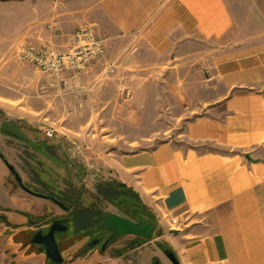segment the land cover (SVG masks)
I'll return each instance as SVG.
<instances>
[{"label":"crops","instance_id":"0c3cea01","mask_svg":"<svg viewBox=\"0 0 264 264\" xmlns=\"http://www.w3.org/2000/svg\"><path fill=\"white\" fill-rule=\"evenodd\" d=\"M48 2L45 12L28 2L13 39L64 51L87 23L105 39V53L85 72L59 76L2 58L0 127L4 114L38 130L65 118L68 131L122 127L128 144L156 140L99 157L102 176L154 214L153 240L165 242L178 264H264V0ZM119 82L131 88L129 98ZM168 104L181 107L168 114L184 120L183 130L155 139L147 130L163 128ZM79 115L90 117L75 124ZM4 137L0 130V147ZM9 179L0 157V204L17 209L29 195Z\"/></svg>","mask_w":264,"mask_h":264},{"label":"rangeland","instance_id":"374dc122","mask_svg":"<svg viewBox=\"0 0 264 264\" xmlns=\"http://www.w3.org/2000/svg\"><path fill=\"white\" fill-rule=\"evenodd\" d=\"M48 1L50 0H0V60L16 58V43L24 38L13 39L11 31L18 21L27 19L30 11L29 3L31 2V5L37 3L41 12H45ZM126 89L130 91L129 96L126 95ZM118 91L124 98H129L132 94L129 85L123 82L118 83ZM162 110L166 113L163 118V128L147 130L155 139H162V136L174 137L184 127V120L178 122L175 115L168 114V111L172 113L171 110L175 111V114L182 111L179 105L173 107L168 104ZM4 116L5 121L1 125L4 128L2 131L0 127V130L5 137L0 148L6 161L20 176L22 184L30 191L52 194L71 207L72 211L63 210L52 201L49 202L48 199L30 193H28L29 201L20 198L13 206L11 205L19 210L0 209V264H54L46 257L42 246L32 243L30 238L35 227L46 225L58 217L63 218L68 225L66 232L56 235L63 256L60 264H153L154 259L162 264H170L158 244L165 249L170 247L161 240H153L160 233L154 214L139 199L133 198L128 189L119 188L120 195L112 199L100 195L97 190L98 185L111 183L113 179L102 176L103 174L98 179L87 176L83 162L72 161L65 152L68 139L83 140L88 155L100 165L99 157L151 148L156 140L142 144H128V136L125 135L126 131L122 127L116 133H109L106 129L100 130L99 126L68 131L64 128L65 118L61 120L58 128L55 127L58 132L63 133V136L58 139H48L44 136L43 130L32 126L33 121L29 123L24 118L18 120L20 121L18 123L14 118L17 122H12L10 115L8 116L10 120H6L5 114ZM85 116L90 117V115H79L74 123L84 121ZM100 121V125H106V120L100 119ZM8 128L16 129L20 136L15 137ZM8 134L10 136H6ZM66 135L69 138H66ZM9 173L10 185L21 189L10 170ZM33 200L37 201L32 202ZM8 206L10 205H6ZM0 208L4 207L0 204ZM140 209L144 212L143 217H137ZM111 213L139 223L148 216L152 220L153 235L147 239H138L131 234L118 236L113 239L104 253L98 251L99 247L93 246L89 247L90 252H88L85 243L96 232L92 221L99 215L103 217ZM84 219L90 220L89 227L87 226L85 231H79V228L84 227ZM140 242L142 244H139Z\"/></svg>","mask_w":264,"mask_h":264},{"label":"built area","instance_id":"2783aa9c","mask_svg":"<svg viewBox=\"0 0 264 264\" xmlns=\"http://www.w3.org/2000/svg\"><path fill=\"white\" fill-rule=\"evenodd\" d=\"M55 26V25H54ZM105 39L97 34L91 24H80L71 37V46L68 50H58L48 43H36L28 39L20 40L15 46V57L34 70L59 76L63 72L72 75L85 72L91 62L97 60L105 53ZM114 70L113 64L107 66V72ZM130 91L126 89V95ZM44 136L48 139H58L63 133L58 132L53 126L43 128ZM65 149L67 156L72 161L83 162L86 175L98 179L102 175V167L86 152L87 146L83 140L68 139ZM176 223V219H171Z\"/></svg>","mask_w":264,"mask_h":264},{"label":"flooded vegetation","instance_id":"af4514ba","mask_svg":"<svg viewBox=\"0 0 264 264\" xmlns=\"http://www.w3.org/2000/svg\"><path fill=\"white\" fill-rule=\"evenodd\" d=\"M0 157L1 159L3 160L4 164L6 165V167L8 168V162L6 161V159L4 158V155L3 153H1L0 151ZM10 165V164H9ZM8 170H10L8 168ZM10 172L13 174V172L10 170ZM14 175V174H13ZM15 177V176H14ZM19 184V183H18ZM20 185V184H19ZM21 189H23L24 191H26L27 193H30V194H33L35 196H39V197H43L45 199H48L49 202H53L54 204H56L57 206H59L61 209L63 210H69V211H72L71 207L65 205L61 200L57 199L55 196H51L49 194H44V193H40V192H33V191H30L26 186H21ZM35 193H38V194H42L44 196H40V195H36ZM52 197L55 199H52ZM48 202V203H49ZM2 210H19V209H7V208H0ZM77 210V209H76ZM78 210H82L81 208H78ZM84 210V209H83ZM23 211V210H22ZM25 212V211H24ZM75 214H76V211H75ZM108 217V214L107 215H104L103 217L102 216H98L96 217V219L94 221H92V224L95 228V231L93 233V236H91L87 242L85 243V248L88 249V252H90V246H93V247H99V252L101 253H104L107 249V247L112 243L113 239L115 237H118V236H122V235H119L116 233V230L114 228H110V227H107V222H106V218ZM84 223V227L83 228H79V231H85L89 226L88 224L90 223V220L87 219V220H84L83 221ZM136 224L138 225H142L143 223H139V222H135ZM74 225V224H73ZM72 225V226H73ZM76 225V224H75ZM74 225V226H75ZM45 226V227H43ZM41 225L40 227H35L36 229H34L32 235H31V242L34 243V244H37V245H40L42 246L43 250H44V254L46 255V252H45V246L43 244V242H37V240L35 241V239H40L45 236L46 234H48L51 230H53V233H54V238H55V241H56V244H57V238H56V235L57 233H63V232H66L68 230V225L67 223L64 222V219L63 218H54L52 219L51 221H49L48 223H46V225ZM88 226V227H87ZM87 227V228H86ZM103 227V228H102ZM124 235H127V234H124ZM135 238H138V239H145L143 237H140V236H137V235H134ZM147 239V238H146ZM154 239V238H153ZM157 241V240H155ZM144 243V242H143ZM139 244H142V242H140ZM57 247H58V250L59 252L61 253L60 251V248L57 244ZM84 248V249H85ZM163 251V250H162ZM164 254H165V251H164ZM166 255V254H165ZM62 256V254H61ZM46 257L52 262L54 263L47 255ZM167 257V256H166ZM168 258V257H167ZM62 259H63V256H62ZM169 260V258H168ZM158 261L157 259H154V262L153 264ZM170 261V260H169ZM62 262V260H61ZM61 262L59 263H54V264H60ZM159 262V261H158ZM171 263V261H170ZM159 264H162L159 262Z\"/></svg>","mask_w":264,"mask_h":264},{"label":"water","instance_id":"95a60500","mask_svg":"<svg viewBox=\"0 0 264 264\" xmlns=\"http://www.w3.org/2000/svg\"><path fill=\"white\" fill-rule=\"evenodd\" d=\"M8 168L13 172L16 181L23 186L20 176L16 173L14 168L8 164ZM36 195L44 196L42 194L35 193ZM45 197V196H44ZM52 199H54L52 197ZM55 200V199H54ZM107 227L114 228L116 230V233L119 235L124 234H131V235H137L143 238H150L153 233L150 231V223L145 222L142 225L136 224L133 220L123 217L121 215L111 213L106 218ZM37 242H43L45 246V252L46 255L54 262L59 263L62 260L61 253L58 250L53 230H51L48 234L43 236L40 239H35ZM166 256L169 258L172 264H178V260L175 257L174 253L171 250H165ZM154 264H159L158 261H156Z\"/></svg>","mask_w":264,"mask_h":264},{"label":"trees","instance_id":"16d2710c","mask_svg":"<svg viewBox=\"0 0 264 264\" xmlns=\"http://www.w3.org/2000/svg\"><path fill=\"white\" fill-rule=\"evenodd\" d=\"M3 128H2V131H3ZM8 129L10 131L9 130H6V131H9L10 133L14 134L15 137H19L20 136V133L16 129H14L15 131L12 130V129H10V128H8ZM119 188L120 189L123 188L124 190H126V188L124 187L123 184H121V183L113 180L111 183H107V184H104L103 183L102 185H98L97 190H98L99 194L102 195L103 197L112 199V198H116V197H118L120 195V191H119L120 189ZM129 192L131 193V195L133 196V198L138 199V197L131 190H129ZM49 195L53 196L52 194H49ZM139 216L140 217H143L144 216V212L141 209H140V212L138 213L137 217H139ZM145 222H149L150 223V231H151V226H152V220H151V218H149L148 216H146L145 219H143L142 222L140 221V223H145ZM158 246L163 251H165V250H171V249H165L160 244H158Z\"/></svg>","mask_w":264,"mask_h":264}]
</instances>
